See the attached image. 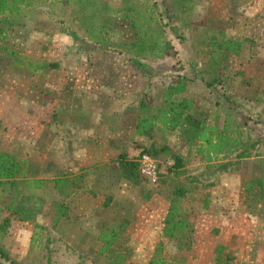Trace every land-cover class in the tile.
I'll list each match as a JSON object with an SVG mask.
<instances>
[{
    "label": "rangeland",
    "instance_id": "obj_1",
    "mask_svg": "<svg viewBox=\"0 0 264 264\" xmlns=\"http://www.w3.org/2000/svg\"><path fill=\"white\" fill-rule=\"evenodd\" d=\"M34 2L19 17L5 15L0 21V150L27 163V175L0 193V246L19 264H38L44 262L53 232L60 241L50 246L55 251L50 264H78L80 255L86 257L83 264H106L97 238L113 221L127 219L130 224L115 248L130 254L126 264H149L161 242L167 264H214L219 244L227 246L233 264H264V184L246 191L250 181L264 182V161L244 160L236 178L223 181V186L190 185L180 214L188 226L176 239L166 240L162 226L172 186L163 180L173 166L168 156L172 151L182 154L194 174L206 172L207 165L203 160L189 162L195 148L190 153L176 130L159 125L150 136L136 135L143 111L139 102L144 99L153 110L167 107V87L178 76L205 66L197 45L210 30L226 33L234 27L247 32L254 27L238 56L244 61L264 59V0H196L191 25L182 20L177 0ZM140 34L150 42H168L173 49L161 59L139 56L133 45ZM30 62L45 68L29 69ZM251 82L245 78L241 85ZM191 93L197 111L210 99L201 89ZM115 95L124 106L116 104ZM259 96L263 111L264 97ZM96 107L107 110L108 118L95 122L97 117L88 112ZM124 107L122 114L109 113ZM255 117L254 122L245 118L241 126L244 139L257 142L254 150L264 156V115ZM72 118L79 122L71 123ZM85 131L91 134L87 138ZM85 142L94 147L95 156H103L92 170L80 167L77 157L84 153ZM146 147L164 151L156 160L157 180L141 174L139 187L123 178L116 159L122 153L139 158ZM64 175L71 180L68 197L55 187L56 176ZM38 179L43 187L30 188L29 180ZM64 204L70 217L56 226L57 206Z\"/></svg>",
    "mask_w": 264,
    "mask_h": 264
},
{
    "label": "trees",
    "instance_id": "obj_2",
    "mask_svg": "<svg viewBox=\"0 0 264 264\" xmlns=\"http://www.w3.org/2000/svg\"><path fill=\"white\" fill-rule=\"evenodd\" d=\"M34 0H0V21L2 16L8 17H19L24 8L32 7ZM196 0H177L179 10L183 19H188L190 25L192 24V13L195 9L194 5ZM184 20V21H185ZM183 21V22H184ZM139 26V25H138ZM139 34V32H138ZM3 37V30L0 28V38ZM243 47L242 41H234L225 39L219 30H210L208 34L204 35L197 45V52L202 55V59L209 60V65L206 67L198 68V73L201 74V81L205 83L207 87L218 86L223 83L220 73L229 67V60L240 55ZM133 48L136 54L139 56H151L154 59H161L168 56L171 46L168 42L158 43L157 40L150 42L147 38L138 35ZM173 49V48H172ZM21 62L17 61L16 65L22 67ZM52 68H56V64L49 65ZM29 69H44L45 66H37L35 68L34 62L28 64ZM175 82H172L165 93V104L167 107L158 106L155 110L153 106H150L144 99L139 102L138 110H143L138 116L136 125V131L138 135L150 136L155 130L156 126H161L165 131H178L180 135L186 137L188 141L193 138L195 141H201L206 143V150L210 154H219L221 150L217 144H213L212 139H206L204 134V113L203 111L198 114L193 113V102L188 100L184 95L186 94L187 87L189 85L188 76H178ZM148 93H145L147 95ZM183 96L179 101L175 100L174 97ZM240 133V131H239ZM242 133H240L241 135ZM224 144L233 142V138L222 139ZM241 140V139H240ZM239 141V140H235ZM233 142L230 144L237 150L236 156L229 159L227 162L216 163L208 165L206 172L201 174H194L190 169L187 170V163L182 154L175 153L172 151L171 156H168L172 162V167L168 170V173L164 176L163 182H167L172 186L171 191L167 200L169 201L168 212L165 216L162 226V237L166 240L176 239L179 235L183 234L188 226V222L180 218L182 211L181 201L187 197L188 192L192 190L190 185L201 184L205 188L216 187L221 183V178L224 175L237 174L242 166V162L246 159L259 156L256 154L258 143L250 142V140L242 139L239 143ZM246 143V144H245ZM251 144V145H247ZM246 145V146H243ZM251 147V148H250ZM164 151V150H163ZM161 151V152H163ZM159 150L144 148L142 153L138 156L139 158L130 156L128 153L119 154L116 161L119 166V170L124 179L132 182L137 186H141V162L140 158L147 154L154 159H158L161 154ZM228 157V156H227ZM231 157V156H230ZM158 161V160H157ZM27 163L23 164L15 159L13 156L2 152L0 150V193L5 192L6 185H15L17 180L27 175ZM61 176V175H59ZM202 177L213 178L210 181L204 180ZM55 187L61 189L62 193H66L68 188H71V180L66 175L62 177L56 176ZM41 181L29 180V187L34 189L42 188ZM263 185L262 179L250 181L247 185V192H249L254 186ZM188 185L190 187H188ZM208 205L206 204V207ZM58 218L56 222L63 217L67 208L62 205L58 208ZM22 221H27V218H22ZM129 220L124 219L121 222L114 221L105 230H103L98 240L102 243L100 254L106 258V264H126L129 260L130 254H128L123 247L121 250L116 251L115 248L119 244L122 235L127 229ZM4 227V225H0ZM3 229V228H2ZM2 230H0L1 232ZM50 232V237L47 239L46 254L44 262L50 264L53 262L55 251L51 250V245L60 241L57 236ZM61 247L57 246L56 253L59 252ZM164 250V242H161L157 248H155L154 255L149 264H167V261L162 258ZM215 264H233L235 261L234 256L228 253L227 246L219 244L215 251ZM53 254V255H52ZM83 264L86 259L85 256H79ZM40 261V260H39ZM43 260L38 264H43ZM19 264L16 262L3 247L0 246V264Z\"/></svg>",
    "mask_w": 264,
    "mask_h": 264
},
{
    "label": "crops",
    "instance_id": "obj_3",
    "mask_svg": "<svg viewBox=\"0 0 264 264\" xmlns=\"http://www.w3.org/2000/svg\"><path fill=\"white\" fill-rule=\"evenodd\" d=\"M226 29H227L226 33L221 31L222 36H224L225 39H230L234 41H242L245 39V37L248 36L247 32L252 33L254 27L248 28L247 32H245L244 28H241V30L239 31L234 30L236 29L234 27H230ZM243 47H244V44H243ZM203 60L205 61V64H204L205 66H200L198 68L206 67L209 65V60L204 59V58ZM220 76L222 77V80L224 79L223 83L218 86H212L210 88L207 87L203 81H201V74L198 73L197 70L195 71L194 74L188 76L190 83L187 87V91L184 96L188 100L193 102V105H194L193 113L194 114H198L203 111L204 113V123H203L204 131L203 132L205 134L204 136L208 140L212 139L213 144H217L220 147L218 149L221 150L219 154H214L213 152L209 154L208 151L206 150L205 142L195 141L194 138L191 141H188V139L184 137L185 142H186L185 144H186V147L189 148V152L191 153V150L195 148L194 151H192L193 156H190V158L188 156L189 162L203 160L207 166L216 164V163L227 162L229 160L227 158H233L237 154L236 148L234 146H231L230 144L231 143L234 144L233 142L235 140H239V141H235L236 143H239L240 141H242V139L245 138V132L243 131L244 128H242L241 126L242 121L245 120V118H247L248 120L251 119L254 122L256 121V118H257L255 117V114L260 113V116H261V113H262L264 115V110L261 111L259 108L261 104H263L261 103V98L259 95L262 94L264 97V59L261 56H256L251 61H244V60H241L239 56H234L229 60V67L226 70L222 71L220 73ZM245 78L247 79L248 83H249V79H251L252 82L248 84L247 86H242L241 85L242 79H245ZM192 89L194 90L201 89L202 91L207 93L206 95L210 97V99L204 102L205 107H202V109L199 111L196 110V107L198 104L196 102L197 100H194L193 96H190V97L188 96L189 93H191ZM126 91H127L128 97L132 95L131 93H129V90H126ZM254 94H257V98L255 101L251 99V98H255ZM182 97L183 96H181V98ZM113 98H115L116 104L119 107L124 106L123 102H121L120 100L116 98V95L115 97L113 96ZM249 99L251 101V105H253V107L250 105V108H248L247 106V104H249L248 102ZM124 109L125 107L121 109L115 108L113 110H109V113H113L110 111H116V112L120 111V113L122 114L125 111ZM91 111L92 112H88V113L89 114L91 113L92 117H97L95 119V122L97 121L99 122V120H101L102 117L108 118L107 110H101L99 109V107H96L94 110H91ZM100 112H103V113H100ZM85 113L87 112L85 111ZM123 117L125 118L124 115ZM69 121L74 124L79 122V120L75 118H72V120H69ZM116 123H119V117H117ZM239 131L240 133H242L241 135ZM84 134H86L84 135L85 138H87L88 135H91V134H88L87 131H85ZM136 135L140 136L138 134ZM229 137L233 138L234 141L231 143H227V142L226 143L224 142V144L220 143V142H223L222 139L224 138L229 139ZM85 145L86 146L84 147V153H82V156H77V157L81 158L80 167L92 170L93 167L97 168L98 166H100L97 163L103 160V156H100V154H97L95 156L94 147L90 145L88 142H85ZM229 155H231V157ZM70 157L73 158L75 156H70ZM249 159H258V160L260 159L261 161H264L263 160L264 156H257V157H252ZM249 159H246V160H249ZM64 166L67 167V165H63V167ZM207 166H205V169L207 168ZM191 171L193 172L195 170L192 169ZM234 176L229 175V174L224 175L221 178V183L219 185H221L223 181L225 180H228L231 182L232 179L236 178ZM37 181H40V179H38ZM41 184L43 187V182ZM221 186H223V184ZM246 190H247V186H246ZM68 196H69V193H67V197ZM64 206L67 208V211L64 213L63 217H61L57 221L56 226L63 224L62 219L64 217H67V218L70 217V207L65 204ZM59 207L60 206H57V209ZM55 217L56 219L58 218V216H55ZM252 223H255V221H253Z\"/></svg>",
    "mask_w": 264,
    "mask_h": 264
},
{
    "label": "built area",
    "instance_id": "obj_4",
    "mask_svg": "<svg viewBox=\"0 0 264 264\" xmlns=\"http://www.w3.org/2000/svg\"><path fill=\"white\" fill-rule=\"evenodd\" d=\"M140 162H141V174L148 178L151 179L153 181L157 180V162L156 159H154L153 157L144 154L141 158H140Z\"/></svg>",
    "mask_w": 264,
    "mask_h": 264
}]
</instances>
